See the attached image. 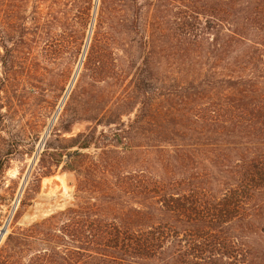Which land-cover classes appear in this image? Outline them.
<instances>
[{
	"label": "trees",
	"instance_id": "16d2710c",
	"mask_svg": "<svg viewBox=\"0 0 264 264\" xmlns=\"http://www.w3.org/2000/svg\"><path fill=\"white\" fill-rule=\"evenodd\" d=\"M163 5L172 6L169 75L152 73L163 30L154 20L117 103H140L133 118L105 122L116 125L105 147L96 132L46 147L43 167L69 157L75 203L10 232L0 264H264V0ZM80 102L90 120L108 105ZM92 146L101 151L84 152Z\"/></svg>",
	"mask_w": 264,
	"mask_h": 264
},
{
	"label": "rangeland",
	"instance_id": "374dc122",
	"mask_svg": "<svg viewBox=\"0 0 264 264\" xmlns=\"http://www.w3.org/2000/svg\"><path fill=\"white\" fill-rule=\"evenodd\" d=\"M160 3L0 0V112L5 117L0 130L11 144L10 163L0 170V231L8 222L0 249L17 227L75 203L77 174L65 167L68 156L59 165L43 167L48 145L59 148L80 132H96V145L105 147L109 144L105 135L116 126L105 122L114 118L127 123L133 118L140 103L134 99L130 106L117 103L133 87L141 44L150 38L154 20L163 30L156 32L151 46L156 64L152 73L169 75L173 42L171 11L166 6H172L157 9ZM137 17L135 26L132 21ZM83 98L97 107L108 103L107 109L95 120L86 119L89 114L76 111ZM116 104L111 114L103 116ZM100 151L94 146L84 150L90 155Z\"/></svg>",
	"mask_w": 264,
	"mask_h": 264
},
{
	"label": "water",
	"instance_id": "95a60500",
	"mask_svg": "<svg viewBox=\"0 0 264 264\" xmlns=\"http://www.w3.org/2000/svg\"><path fill=\"white\" fill-rule=\"evenodd\" d=\"M90 35H91V31H90V34H89V37H88V42L86 44V48H87V45H88L89 40H90ZM7 230H8V222L5 224V226L0 231V242L2 241V239H3L4 235H5V233L7 232Z\"/></svg>",
	"mask_w": 264,
	"mask_h": 264
}]
</instances>
